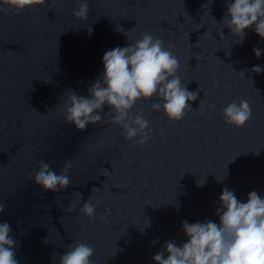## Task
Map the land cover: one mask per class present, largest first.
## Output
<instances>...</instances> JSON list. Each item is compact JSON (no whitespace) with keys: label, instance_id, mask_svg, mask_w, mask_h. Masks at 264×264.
Returning a JSON list of instances; mask_svg holds the SVG:
<instances>
[{"label":"water","instance_id":"obj_1","mask_svg":"<svg viewBox=\"0 0 264 264\" xmlns=\"http://www.w3.org/2000/svg\"><path fill=\"white\" fill-rule=\"evenodd\" d=\"M88 4L87 19L73 15L77 0L0 12V222L11 226L19 264H59L74 241L94 248L95 264H155L165 241H187L183 220L219 223L225 186L241 202L251 191L264 197V71H250L264 68V51L259 58L253 51L264 39L248 28L237 42L222 22L225 0ZM145 31L171 45L188 90L199 88L193 109L175 121L151 109L157 97L138 100L132 114L142 111L152 128L144 144L126 139L107 116L85 130L68 123L69 89L87 95L103 54ZM241 99L251 119L226 124L221 109ZM40 160L57 174L71 163V186L52 192L29 180ZM87 199L97 205L95 222L80 212Z\"/></svg>","mask_w":264,"mask_h":264},{"label":"clouds","instance_id":"obj_2","mask_svg":"<svg viewBox=\"0 0 264 264\" xmlns=\"http://www.w3.org/2000/svg\"><path fill=\"white\" fill-rule=\"evenodd\" d=\"M45 3L46 0H0V12L18 15L27 6ZM209 4L204 3L201 7L208 8ZM225 5L222 22L239 37L237 42L243 40L248 28H253L264 39V0H225ZM89 10L88 0H77L73 15L87 19ZM88 32L91 34L92 29ZM253 51L259 58L264 49L257 46ZM102 62L104 70L90 82L87 95H79L69 89L70 93L64 100V118L76 129L85 130L89 124L107 116L122 128L126 139L144 144L150 140L152 128L142 111L132 114L138 100L157 97V102L151 103V109H162L170 120L175 121L193 109L189 102L197 99L199 88L188 90L178 75L180 64L171 45L165 47L164 42L150 32H143L134 43L128 42L127 46L106 51ZM250 71L261 73L264 68L254 65ZM105 107L108 111L102 116ZM210 107L214 109L215 105ZM221 114L226 124L243 127L252 117V108L247 100H233L221 109ZM38 165V170L29 174L28 179L34 180L43 190L60 192L71 186L67 174L71 163H67L60 174L44 160H40ZM197 183L203 186L205 181ZM218 202L220 206L216 208L215 215L219 217V223L210 219L194 223L183 220L182 231L187 241L179 246L175 241H165L152 257L155 264H264V197L251 191L247 202H241L234 191L225 186ZM175 206L177 209L180 207L179 203ZM5 207L0 203V213L5 211ZM96 207V203L87 199L80 212L95 222ZM99 218L105 219L103 215ZM11 231L8 222H0V264H19L14 247L17 241L10 235ZM93 255L91 245L74 241L59 254L58 261L59 264H95L91 259ZM55 258L56 253L52 255V259Z\"/></svg>","mask_w":264,"mask_h":264},{"label":"trees","instance_id":"obj_3","mask_svg":"<svg viewBox=\"0 0 264 264\" xmlns=\"http://www.w3.org/2000/svg\"><path fill=\"white\" fill-rule=\"evenodd\" d=\"M31 264H34L33 262H31Z\"/></svg>","mask_w":264,"mask_h":264}]
</instances>
